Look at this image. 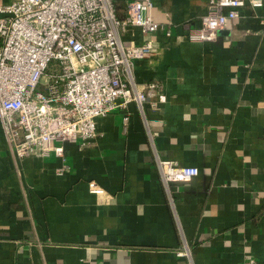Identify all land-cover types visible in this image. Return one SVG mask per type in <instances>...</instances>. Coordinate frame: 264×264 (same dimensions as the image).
Returning a JSON list of instances; mask_svg holds the SVG:
<instances>
[{"label": "crops", "instance_id": "1", "mask_svg": "<svg viewBox=\"0 0 264 264\" xmlns=\"http://www.w3.org/2000/svg\"><path fill=\"white\" fill-rule=\"evenodd\" d=\"M208 1L151 0L162 28L131 72L159 83L157 107L97 117V136L64 143L63 161L15 158L0 125V264L264 263V3L190 41ZM128 2L115 0L119 17ZM146 37L131 26L122 39ZM158 159L199 174L165 186Z\"/></svg>", "mask_w": 264, "mask_h": 264}, {"label": "built area", "instance_id": "2", "mask_svg": "<svg viewBox=\"0 0 264 264\" xmlns=\"http://www.w3.org/2000/svg\"><path fill=\"white\" fill-rule=\"evenodd\" d=\"M263 3L209 0L201 25L187 38L211 40L229 27L241 7L256 9ZM152 6L151 0H129L119 18L115 0L0 2V125L15 158L54 155L63 161L64 143L84 147L97 136V117L130 102L142 109L145 102L157 107L165 101L159 83L138 85L131 72L133 61L153 50L150 35L162 28L148 14ZM131 26L147 35L142 43L123 41ZM127 120L124 115L123 133ZM157 164L165 186L199 174L197 167L172 160L158 159ZM65 168L63 163L57 173ZM88 187L93 194L102 192L95 182ZM246 264L264 263L250 258Z\"/></svg>", "mask_w": 264, "mask_h": 264}, {"label": "trees", "instance_id": "3", "mask_svg": "<svg viewBox=\"0 0 264 264\" xmlns=\"http://www.w3.org/2000/svg\"><path fill=\"white\" fill-rule=\"evenodd\" d=\"M119 17V16H118ZM119 18H122V17H119Z\"/></svg>", "mask_w": 264, "mask_h": 264}]
</instances>
